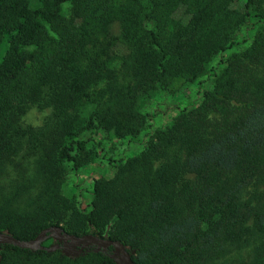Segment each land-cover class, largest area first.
<instances>
[{
  "label": "trees",
  "instance_id": "obj_1",
  "mask_svg": "<svg viewBox=\"0 0 264 264\" xmlns=\"http://www.w3.org/2000/svg\"><path fill=\"white\" fill-rule=\"evenodd\" d=\"M230 4L40 0L31 9L0 0V232L27 241L61 226L119 241L133 264H264V10L246 0L248 37L237 43ZM180 6L185 24L173 18ZM233 47L210 69L212 89L198 105L166 128L145 125L142 100L166 80L195 83ZM31 103L51 110L52 125L18 124ZM145 126L141 152L111 162L115 174L96 181L81 212L65 189L67 169L92 162L98 132L132 139ZM86 248L68 257L1 244L0 264H116L112 247Z\"/></svg>",
  "mask_w": 264,
  "mask_h": 264
},
{
  "label": "rangeland",
  "instance_id": "obj_2",
  "mask_svg": "<svg viewBox=\"0 0 264 264\" xmlns=\"http://www.w3.org/2000/svg\"><path fill=\"white\" fill-rule=\"evenodd\" d=\"M31 9H36L40 6V0H28ZM122 1V0H119ZM246 0H231V9L235 12L236 16L240 19L231 30V37L234 42L240 43L242 40L247 39V26L245 14ZM261 7L264 10V0H261ZM63 14L68 17L70 14V6L63 5ZM259 15L257 8H250L251 19L254 16ZM173 18L179 24H185L189 16L186 13V8L180 6L173 14ZM240 47H233L224 53L215 56L209 63L204 75L195 83H188L182 79H170L166 80L161 89L145 98L139 103V112L147 115L146 126L166 128L167 125L186 107L191 103H196L197 94L200 95L204 91L212 89V78L209 77L210 69L217 68L219 62L227 59L230 55L238 52ZM26 51L33 53L34 48H27ZM1 54H4L3 47H0ZM199 82L202 85L199 86ZM92 110L83 111L81 114L83 120H86L92 115ZM95 119L99 117L95 115ZM98 121L96 125H98ZM23 127H32L34 129H40L43 125H52L51 110L44 106L37 104H28L24 107V112L18 123ZM136 125V124H132ZM146 126L132 139L127 137L125 139L112 138L103 132H98L95 137L96 140L102 142V150H96L94 147H90V150L95 153L94 159L90 164L84 162L85 156L82 158L83 164L77 172L70 171L65 175V189L67 193L72 194L75 197L76 205L81 212L87 213L90 210V203L95 194L96 181L100 179H110L115 174L116 169L115 162H124L128 159L138 155L142 150L140 141L146 138L147 129ZM86 161V160H85ZM61 227V226H60ZM62 228V227H61ZM102 236L107 237V231L103 232ZM58 243L49 238L43 242L44 247H55ZM60 251L65 256L75 257L76 255L69 254V249H57L51 252ZM79 256V255H77ZM119 259L117 258L116 264Z\"/></svg>",
  "mask_w": 264,
  "mask_h": 264
},
{
  "label": "water",
  "instance_id": "obj_3",
  "mask_svg": "<svg viewBox=\"0 0 264 264\" xmlns=\"http://www.w3.org/2000/svg\"><path fill=\"white\" fill-rule=\"evenodd\" d=\"M52 238L57 242L67 243L69 242V254L79 255L81 252L76 250V248L85 249L89 245H93L97 250L106 249L107 247L113 248L112 258L117 261L118 264H133L131 259V254L127 251L126 247L119 241H113L110 239H102L94 235H83L80 237L68 234L63 231L60 226H50L46 229H43L38 235L32 240H19L12 237L11 235L0 232V245L8 244L21 249H28L31 251L45 250L51 252L57 249H60V245L57 244L55 247H44L42 244L47 239Z\"/></svg>",
  "mask_w": 264,
  "mask_h": 264
},
{
  "label": "flooded vegetation",
  "instance_id": "obj_4",
  "mask_svg": "<svg viewBox=\"0 0 264 264\" xmlns=\"http://www.w3.org/2000/svg\"><path fill=\"white\" fill-rule=\"evenodd\" d=\"M57 242V241H56ZM59 245H60V248L61 249H63V250H67V249H69V242H67V243H62V242H57ZM93 248V245H89L87 248H86V250H90V249H92ZM76 249H79L78 247L76 248Z\"/></svg>",
  "mask_w": 264,
  "mask_h": 264
}]
</instances>
